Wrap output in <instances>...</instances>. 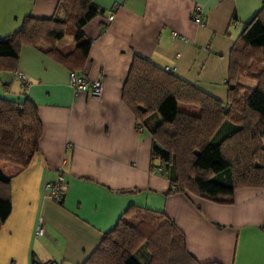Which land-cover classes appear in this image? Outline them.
<instances>
[{"label": "crops", "instance_id": "obj_1", "mask_svg": "<svg viewBox=\"0 0 264 264\" xmlns=\"http://www.w3.org/2000/svg\"><path fill=\"white\" fill-rule=\"evenodd\" d=\"M60 1L0 0V39L16 31L24 18L63 20ZM91 3L101 13L78 29L90 44L85 57L77 54L70 68L88 82L101 80L99 98L73 91L69 66L49 52L73 51L75 27L68 21L69 31L59 41L20 45L14 71L0 68V97L15 100L23 94L41 126L28 165L9 180L11 210L0 224V264H83L125 212L137 211L168 220L195 264H264V188H238L218 202L169 192L173 186L167 177L150 169L156 162H150L149 132L138 130L121 100L137 55L225 101L229 51L264 0ZM194 7L202 20L198 25L190 19ZM110 12L113 19L107 23ZM18 74L27 84L24 90ZM239 83L255 86L252 80ZM235 129L221 123L211 143ZM58 169L64 184L60 203H54L44 197L42 187L54 180ZM37 219L43 225L40 237L33 234ZM148 256L146 248L138 253L145 262Z\"/></svg>", "mask_w": 264, "mask_h": 264}, {"label": "trees", "instance_id": "obj_2", "mask_svg": "<svg viewBox=\"0 0 264 264\" xmlns=\"http://www.w3.org/2000/svg\"><path fill=\"white\" fill-rule=\"evenodd\" d=\"M65 18H24L20 27L0 39V68L14 71L20 45L37 46L57 42L75 27L73 51L51 50L69 66L77 54L84 58L90 42L78 30L101 13L91 0H61ZM264 5L243 26L228 55L226 99L217 100L199 89L163 72L133 55L121 88V100L139 127L151 138V171L167 177L173 189L218 202L238 188H264ZM2 65V66H1ZM75 75V74H74ZM240 79L252 80L253 88ZM86 80V79H85ZM22 94L12 100L0 97V224L8 217L11 204L8 184L12 176L28 165L40 137L41 126L34 105ZM179 105L196 107L195 115ZM157 117V121L153 120ZM223 122L235 130L212 144L211 138ZM161 168V170H159ZM149 256L138 257L142 249ZM36 264V263H35ZM83 264H195L185 252L183 239L172 224L149 211L125 212L105 233Z\"/></svg>", "mask_w": 264, "mask_h": 264}, {"label": "built area", "instance_id": "obj_3", "mask_svg": "<svg viewBox=\"0 0 264 264\" xmlns=\"http://www.w3.org/2000/svg\"><path fill=\"white\" fill-rule=\"evenodd\" d=\"M118 6L114 5L113 9H117ZM199 8L194 7L191 10V21L193 24L198 25L202 22L201 18L198 16ZM113 19V13H108L106 17V22L109 23ZM163 72L168 73L169 70L164 68ZM17 79L21 83V90H24L27 86L24 81V77L20 74L17 75ZM68 85L75 92H87L91 97L99 98L102 90L101 80L97 79L94 81H86L84 77H77L74 74L68 75ZM140 131L141 128H138ZM161 170V168L159 169ZM64 178L60 174V170L58 169L57 175L52 182L45 183L42 187L43 195L46 199L50 200L54 203H60L61 194L63 190ZM34 237H40L43 235V225L40 219H37ZM35 264V263H32Z\"/></svg>", "mask_w": 264, "mask_h": 264}, {"label": "rangeland", "instance_id": "obj_4", "mask_svg": "<svg viewBox=\"0 0 264 264\" xmlns=\"http://www.w3.org/2000/svg\"><path fill=\"white\" fill-rule=\"evenodd\" d=\"M239 32V30H238ZM179 110L183 111V112H186V113H189V114H192V115H195L198 113V110L197 108L193 107V106H188V105H179ZM140 128V127H139ZM5 167L3 165H0V170L1 172L4 174V175H8L9 172L6 171V169H4Z\"/></svg>", "mask_w": 264, "mask_h": 264}]
</instances>
